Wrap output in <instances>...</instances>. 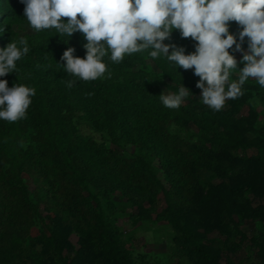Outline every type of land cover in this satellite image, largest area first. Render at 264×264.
Returning <instances> with one entry per match:
<instances>
[{"label": "trees", "instance_id": "16d2710c", "mask_svg": "<svg viewBox=\"0 0 264 264\" xmlns=\"http://www.w3.org/2000/svg\"><path fill=\"white\" fill-rule=\"evenodd\" d=\"M24 7L0 0V49L21 37L30 48L16 73L0 79L36 90L26 119L0 120V264H143L116 225V193L137 209L136 220L169 226L185 264H264L259 231L251 258L227 256L241 250L235 238L247 240L243 224L264 229V204H254L264 199V128L256 132L252 111L233 119L248 106L251 89L243 86L242 97L213 111L201 102L194 69H177L163 56L153 61L147 51L119 64L106 56L111 78L76 80L69 88L66 82L75 78L61 57L72 47L84 58L86 41L79 32L71 38L32 32ZM229 29L239 42V26L231 22ZM164 43L195 51V42L178 31ZM150 75L171 93L183 85L192 94L178 109H167ZM191 126L195 140L180 134ZM247 149L257 155L237 152ZM158 193L165 202L159 213Z\"/></svg>", "mask_w": 264, "mask_h": 264}, {"label": "clouds", "instance_id": "9594fccd", "mask_svg": "<svg viewBox=\"0 0 264 264\" xmlns=\"http://www.w3.org/2000/svg\"><path fill=\"white\" fill-rule=\"evenodd\" d=\"M28 28L34 33L55 30L59 36L81 33L86 56H74L68 47L61 60L64 71L74 80L91 82L111 78L104 58L114 64L125 56L148 52L151 60L161 56L185 71L194 69L199 77L201 102L213 111H221L226 101L244 95L249 79L264 88V0H20ZM66 21V22H65ZM235 22L237 36L229 29ZM174 31L182 39L195 42V51L185 54L183 47L170 40ZM247 39V49L243 48ZM171 49V53H170ZM30 51L21 37L0 49V78L16 73L17 61ZM242 53L238 62L232 52ZM170 53V54H169ZM110 54V55H109ZM238 63L243 64L238 69ZM235 74L236 78L233 79ZM17 79L19 77L17 76ZM180 86L178 93L159 96L167 109H178L190 95ZM36 90L24 84L8 86L0 79V120L15 123L26 119ZM192 94V93H191ZM23 146V141L21 142Z\"/></svg>", "mask_w": 264, "mask_h": 264}, {"label": "rangeland", "instance_id": "374dc122", "mask_svg": "<svg viewBox=\"0 0 264 264\" xmlns=\"http://www.w3.org/2000/svg\"><path fill=\"white\" fill-rule=\"evenodd\" d=\"M237 61L242 59V53L234 52L232 53ZM149 71L154 74V69L150 64H148ZM243 64L238 63V69L243 68ZM135 71V69H134ZM152 76L149 79L151 83L150 87L159 95L171 93L166 87L156 84L152 81ZM236 78L235 74L232 77ZM244 86L251 89L253 93L252 99L249 100L248 106L244 107L242 111L233 119L246 117L250 111L256 115L255 130L259 132L260 129L264 128V88H261L258 83L249 79ZM181 135L186 139L195 140L198 137L196 129L191 126L189 129L181 130ZM108 148L115 149L116 146L109 145ZM132 150L127 149V154H130ZM238 153H245L248 156L257 155L254 149H247L245 151L238 150ZM28 182V183H27ZM26 183L32 189L29 181ZM111 202L117 211L116 215V225L122 233L130 236V241H128L126 247L131 252L132 256L136 259L137 263L142 262L143 264H185L182 257H180L175 249L174 243L172 241V231L169 226L164 222H154V220H136L138 217L137 209L123 199L121 194L116 193L111 196ZM255 205H263L264 199L258 200L254 203ZM148 207L147 203L143 204ZM165 208V202L161 193L157 195V207L156 212L159 213ZM41 228L39 222L36 223V227L32 230V234L36 235ZM242 232L246 235V241H238L235 238V242L241 244V250L236 253H228L227 256L233 261H241L251 258L254 253V248L251 245V240L256 236L257 231H259L264 238V229L251 223H245L241 227ZM125 235V236H126ZM213 237H219L217 232L212 234ZM223 239V238H222ZM74 241V239H73Z\"/></svg>", "mask_w": 264, "mask_h": 264}]
</instances>
